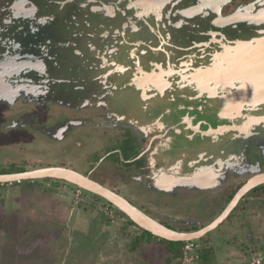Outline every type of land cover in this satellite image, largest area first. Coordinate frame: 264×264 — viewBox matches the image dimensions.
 Segmentation results:
<instances>
[{
  "label": "rangeland",
  "instance_id": "obj_1",
  "mask_svg": "<svg viewBox=\"0 0 264 264\" xmlns=\"http://www.w3.org/2000/svg\"><path fill=\"white\" fill-rule=\"evenodd\" d=\"M16 9L24 27L7 33L4 43L0 41L6 53L0 56V172L70 167L145 209L144 184L135 181L133 185L126 176L134 164L116 151L106 154L125 150L128 143L116 139L115 132L126 123L140 130L143 126L144 141L136 153L155 151L156 159L149 160L146 154L139 159L146 164L152 161L158 168L174 162L175 149L167 139L150 140L159 133L164 115L150 107L144 93L132 94L134 87L126 72L139 71V78L141 69L138 63H130L131 48L113 32L104 36L92 28L79 32L81 28L71 18L63 26L66 11L50 23L33 17L36 8L31 0H23ZM50 33L54 37L51 48L43 39ZM99 59L106 62L102 69L92 64ZM79 77L86 78L87 95L75 93L74 86L82 84ZM101 79L103 89L110 88L111 94L120 97L116 107L120 114L115 115L108 96L97 97ZM135 81L131 83L137 85ZM62 87L75 94L66 96ZM238 92L232 97V110L249 96L241 87ZM68 121L74 125L58 132ZM243 129L248 130V125ZM79 141L81 145L76 144ZM190 141L184 136L178 141L181 153L190 150ZM139 174L136 179L142 181L145 176ZM183 186L198 190H173L165 193L166 200L151 191L157 205L147 203L153 209L150 215L172 229H199L227 204L225 195L201 190L199 183L184 180ZM258 195L251 190L218 227L199 239L176 244L145 234L107 200L69 181L39 178L0 183V264H264V194ZM180 197L188 200L179 202Z\"/></svg>",
  "mask_w": 264,
  "mask_h": 264
},
{
  "label": "flooded vegetation",
  "instance_id": "obj_2",
  "mask_svg": "<svg viewBox=\"0 0 264 264\" xmlns=\"http://www.w3.org/2000/svg\"><path fill=\"white\" fill-rule=\"evenodd\" d=\"M22 1L0 0L1 43L6 41L4 39L7 38V33H15L24 27L21 12L18 13L16 9ZM31 2L34 9L36 8L33 13L35 19L43 17L51 23L57 19L58 14L66 11L61 20H64L63 26H68L71 18L81 28L79 32L90 28L97 29L101 36L113 32L116 39L118 34V40L125 41L131 48L132 59H128L132 64L138 63L141 69L139 78V71L126 72L128 83L134 87L132 94L136 96L144 93L150 107L158 108L159 113L164 115L162 122H159V133L150 140L153 142L156 139H167L175 149L174 162L159 165L158 168L152 161L146 164L139 159L145 154L149 160L156 159L155 151L150 153L147 149L136 153V148L144 141L143 126L140 130L134 124L126 123L115 132L116 139L128 143L124 146L125 150L112 149L106 154L116 151L128 163L134 164L128 168L129 173L126 176L133 180V185L135 181L144 184L145 209L138 206L132 198L128 197V200L146 214H152L150 211L153 209L149 204L152 203L155 207L157 205L150 195L151 191L158 192L157 196L161 199L173 190H198L196 187H184L185 180L188 183L201 184L199 189L217 197L225 195L223 201L228 204L250 177L264 173V0ZM53 38L51 33L46 39L43 37L46 42L44 45L51 48ZM101 39L102 37L99 42ZM4 51L5 49H0V56H5ZM99 53L100 56V50ZM101 60L92 63L95 68L104 67L106 62ZM101 75L106 76L108 73L103 72ZM140 78L142 84L138 88ZM103 79L100 80L97 97L108 96L112 103L109 105H112L115 115L120 114L121 109L116 107L121 99L117 97V93L111 94L110 88H102ZM79 80L82 84L74 86L75 93L87 95L84 93L86 78L79 77ZM133 80H136L137 85L131 83ZM240 87L249 96L240 100L237 110H232V97L235 98L242 92H238ZM61 91L66 96L75 94H70L63 87ZM132 116L137 120L138 117L134 118V114ZM73 123H64L58 132H67ZM145 124L149 126V123H143ZM247 125L248 130H244ZM159 129H164L161 130L165 133L163 136ZM152 131L150 128L148 132ZM182 136L186 141L191 139L190 150L184 151L185 154L180 152L181 146L178 144ZM76 144L81 145L82 142ZM161 156L163 154L158 155L159 158ZM112 170L118 171L116 168ZM139 172L145 176L142 181L136 179L140 176ZM252 190L257 191L258 196L263 195L264 183ZM182 200L186 202L188 199L185 197L179 202Z\"/></svg>",
  "mask_w": 264,
  "mask_h": 264
},
{
  "label": "water",
  "instance_id": "obj_3",
  "mask_svg": "<svg viewBox=\"0 0 264 264\" xmlns=\"http://www.w3.org/2000/svg\"><path fill=\"white\" fill-rule=\"evenodd\" d=\"M39 178H57L74 183L85 190L92 192L124 213L131 221L140 228L150 232L159 239L167 241H193L199 239L218 227L236 207L239 201L250 190L264 183V173L250 177L234 194L223 211L207 225L191 231H178L154 219L130 202L128 198L104 184L92 179L75 169L65 166H48L27 171L13 173H0V183L20 182L22 180H33Z\"/></svg>",
  "mask_w": 264,
  "mask_h": 264
},
{
  "label": "trees",
  "instance_id": "obj_4",
  "mask_svg": "<svg viewBox=\"0 0 264 264\" xmlns=\"http://www.w3.org/2000/svg\"><path fill=\"white\" fill-rule=\"evenodd\" d=\"M1 173V172H0ZM111 204V203H110ZM111 206L113 207L114 205H112L111 204ZM114 208H116L115 206H114ZM117 209V208H116ZM118 210V209H117ZM119 211V210H118ZM122 215H124L125 217H127L124 213H122L121 211H119ZM127 219L131 222V223H133V224H135L133 221H131L128 217H127ZM142 231L145 233V234H147V235H150V236H154V235H152L150 232H148V231H146V230H144V229H142ZM162 240H164V239H162ZM166 242H169V243H176V244H182V243H184L185 241H167V240H165Z\"/></svg>",
  "mask_w": 264,
  "mask_h": 264
},
{
  "label": "bare ground",
  "instance_id": "obj_5",
  "mask_svg": "<svg viewBox=\"0 0 264 264\" xmlns=\"http://www.w3.org/2000/svg\"><path fill=\"white\" fill-rule=\"evenodd\" d=\"M62 126V125H61ZM218 183V182H217Z\"/></svg>",
  "mask_w": 264,
  "mask_h": 264
}]
</instances>
